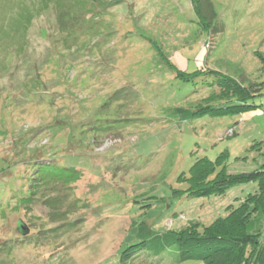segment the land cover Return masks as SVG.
<instances>
[{
    "label": "rangeland",
    "instance_id": "374dc122",
    "mask_svg": "<svg viewBox=\"0 0 264 264\" xmlns=\"http://www.w3.org/2000/svg\"><path fill=\"white\" fill-rule=\"evenodd\" d=\"M199 3L203 15L191 0H0V264H202L177 249L122 260L258 187L184 191L198 159L222 156L229 174L264 164V0ZM203 67L262 92L259 107L200 114L210 88L189 77ZM29 176L38 199L58 183V217L25 204Z\"/></svg>",
    "mask_w": 264,
    "mask_h": 264
},
{
    "label": "trees",
    "instance_id": "16d2710c",
    "mask_svg": "<svg viewBox=\"0 0 264 264\" xmlns=\"http://www.w3.org/2000/svg\"><path fill=\"white\" fill-rule=\"evenodd\" d=\"M191 1L197 13L203 15L199 0ZM209 7L212 9L213 6L209 5ZM207 14L212 16L213 10ZM189 78L193 82L201 81L200 83L205 84L202 87L209 85L210 88L206 97L207 104L198 110L200 114L241 113L252 107H259V104L255 102L250 103L249 99L262 94V92L257 93L253 86H246L234 77L220 71L203 67L194 72ZM215 102L220 104H214ZM23 141H25V138H17L12 142L21 144ZM51 147L47 146V149ZM38 151L40 152L41 149ZM37 158L39 156L36 153L29 154L31 161H35ZM222 161V156H219L217 160L204 157L198 159L192 165L190 173L182 176V179L189 181L188 188L184 190L189 197L222 194L229 187L250 182H257L258 187L255 191L247 194L238 206L230 205L227 207L228 211L225 215L216 217L211 224L206 225L203 229L193 225L180 231L169 230L164 233L153 231L148 240L144 239L128 245L122 252L124 262L132 259L145 249L150 256H159L169 249H177L179 251L177 262L264 264V164L254 171L229 174L226 172V168L218 169L217 165ZM35 178L32 181V176H29L33 194L25 198V204L27 203L26 205L32 207L34 203L39 201L46 203L51 206V209H55L54 211L58 217V203H56L58 200V183L49 184V197L43 195L38 199L39 195L34 196L38 192L33 189V183L42 179ZM51 200L55 202L52 203ZM16 213H18V210H15ZM34 223H37V220ZM41 225H37V227L41 228ZM57 229L58 227H54L51 230L56 231ZM29 230L24 220L19 218L15 232L20 235L16 237L15 232H13L17 247H21L20 244L24 241V236L30 233ZM55 237L56 235L52 236V238ZM36 240H39V238Z\"/></svg>",
    "mask_w": 264,
    "mask_h": 264
}]
</instances>
